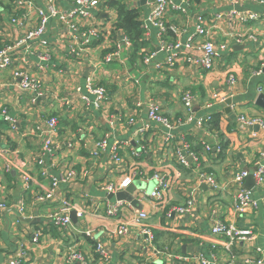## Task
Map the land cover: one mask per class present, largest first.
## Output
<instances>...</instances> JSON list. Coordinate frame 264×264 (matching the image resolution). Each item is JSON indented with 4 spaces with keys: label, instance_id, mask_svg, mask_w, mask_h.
I'll return each mask as SVG.
<instances>
[{
    "label": "crops",
    "instance_id": "0c3cea01",
    "mask_svg": "<svg viewBox=\"0 0 264 264\" xmlns=\"http://www.w3.org/2000/svg\"><path fill=\"white\" fill-rule=\"evenodd\" d=\"M29 1L38 7L45 6L43 0ZM110 1H103L93 10L95 22L76 23L75 30L56 21L50 23L42 39L46 45L41 41L36 45L50 53L48 63L39 62L35 54L24 48L13 54L15 66L27 70L40 82L41 96L21 91L12 73L0 69V111L6 108L14 125L11 128L0 113V201L7 207L24 203L23 215L10 208L0 213V264L13 258L21 247L25 250L23 264H65L67 248L72 246L83 255L86 264H200L196 260L198 255L208 264H225L231 258L240 264L264 262V178L257 182L252 175L254 163H264V128L242 127L237 121L238 116H258L264 121V109L255 105L256 88L264 84V70L262 76H254L264 61V19L241 27L227 20L216 22V26L212 23L215 13H227L232 7L259 11L262 9L257 4L259 0H191V18L177 12L167 16L169 23L185 30L183 40L193 34L195 15L201 14L206 19L218 53L209 72L183 65L184 61L171 70L157 71L146 66L143 58L148 53H157L154 62L164 59L154 29L142 30L136 46L130 44L119 60L105 64V55L125 36L116 30L115 20V30H110L107 36V22L112 12L116 15ZM140 1L133 6L146 14L148 10ZM73 2L57 0L56 5L68 9ZM14 3L0 0V49L37 24L34 10L25 20L27 9L15 8ZM10 17L18 25L11 24ZM91 30L97 32V37L89 35ZM238 35H244L241 43ZM83 38L88 39L87 46L73 45H79ZM76 47L81 49V57H76ZM229 72H234L236 77L233 87L225 84ZM87 80L103 87L110 97L99 109L80 101L82 93L77 88H83ZM185 91L192 95L195 117L210 114L211 122L202 127L186 123L181 102ZM227 101H230V113L224 111ZM150 102L157 103L170 122L179 123L170 131L173 138L169 142L165 141L169 130L148 120ZM105 115L111 118L118 139H127L132 146L142 149L141 159L131 161L123 156L121 165H112L107 153L91 156L95 143L108 132L109 127L103 121ZM51 116L58 119V132L55 148L45 158L48 175L58 179L70 169L76 172L86 169L88 174L84 179L57 186L51 199L39 200V195L50 187L48 180L38 173L36 161L47 131L45 121ZM130 118L134 120L132 125L128 124ZM138 128L145 130L141 134ZM251 133H256V137ZM183 145L190 152L187 167L176 161V151L187 152ZM9 164L15 166L6 171ZM18 167L31 178L28 188L23 186ZM243 170L252 179L247 181L246 177L241 187L251 193L255 207L235 212L232 207L239 187L233 184V174ZM133 171L141 173L134 180L137 188L131 194L136 207L125 201L117 217L105 218L104 205L108 200L102 189L104 177L107 175L108 181L116 182L123 173ZM156 171L168 174L171 179L164 204L145 202L138 196L139 192L153 187L147 178ZM209 177L213 178L214 186L208 182ZM189 201L192 207L188 211L173 213L174 207H185ZM63 202L70 204V214L75 213V221L70 217L71 226L67 229L55 225L50 218L63 212ZM137 209L148 214L143 224L152 231L153 244L145 241L139 226L130 223ZM218 221L251 230L253 239L229 242L228 238L213 235L211 229ZM123 223H129L128 233L123 237L113 236L112 229ZM87 232L92 235L88 236ZM34 236L37 242L32 241ZM97 242L109 254L107 262L96 254Z\"/></svg>",
    "mask_w": 264,
    "mask_h": 264
},
{
    "label": "built area",
    "instance_id": "2783aa9c",
    "mask_svg": "<svg viewBox=\"0 0 264 264\" xmlns=\"http://www.w3.org/2000/svg\"><path fill=\"white\" fill-rule=\"evenodd\" d=\"M15 3V8H25L27 13L25 15V20L28 19V13L31 10H34L37 15V24L36 27L29 29L26 33L17 39L14 43L6 45L0 49V69L7 70L12 73L13 77L18 80L17 86L21 91L28 92L34 95L41 96V84L36 78L22 68H18L14 64L13 54L18 51L20 48H24L27 51H30L32 54H35L38 57L39 62L48 63L50 61V53L47 50L42 51L36 47L37 41H41L44 45L46 42L42 39L45 38V33L50 25L55 21L60 25H67L71 29L75 30L77 24L84 22L89 24L95 22V17L92 12L95 9H98L103 1L108 0H74L68 9H60L56 5L57 0H43L45 3L44 7H38L34 5L29 0H13ZM139 0H121L129 9H137L139 13V18L141 20V28L145 32L151 31L154 29L156 31V37L159 42V50L164 52V59L160 62H154V59L157 53H148L143 58V63L146 66H153L154 70H171L178 64L180 61H184L183 65L192 66L199 71L209 72L215 66V61L218 57V53L215 49L214 43L210 35V26L208 25L206 19L201 15L197 14L192 20L193 25V34L183 40V34L185 30H180L169 23L166 18L170 13L177 12L187 18H191L190 12L192 7L191 0H146L144 8L148 10L146 14L138 7L133 6L134 2ZM222 2H229V0H220ZM232 6V2L230 3ZM259 6H262V9L251 10V9H239V8H230L227 13L218 12L214 14V19L212 23L215 24L218 21L227 20L230 23L236 24L238 26H243L248 23L257 22L261 19H264V0H259L257 2ZM141 8V7H140ZM101 12V11H100ZM110 20L107 22V36H110V30H112L114 20L116 21V15L112 12ZM8 21L13 25H18L14 17H10ZM77 23V24H76ZM213 27V26H212ZM115 28L111 31L113 32ZM89 35L97 37V32L91 30ZM124 36V35H123ZM238 43H241L244 35H238ZM248 38H253L248 36ZM47 39V38H46ZM75 46L85 47L88 45V39L83 38L82 42L78 44L73 43ZM115 45V49L109 52L104 57V63H111L113 60H119L121 54L125 49L130 47V43L127 38L124 36L122 40H119ZM76 47L75 51L76 57H81V49ZM224 49V46H221ZM180 65L179 67H181ZM39 69H42V66L39 65ZM264 70V61L261 64L260 69H258L254 76H262ZM236 77L234 72H229L227 75V80L225 82L226 86L233 87L236 85ZM78 91H81L80 101L86 105H92L95 109L101 108L106 104L110 97L108 96L106 90L103 87L93 84L92 81L87 80L85 85L77 88ZM257 95L264 94V84H260L256 88ZM191 93L188 91L182 92L181 102L186 111L187 118H185L186 123H194L197 127H202L205 123L212 121V116L207 114L206 117H195V114L192 111L191 105ZM62 102L65 105H69L66 99H62ZM206 108H210V105H207ZM4 121L11 125V128L14 129L12 116L9 114L6 108H3L0 111ZM147 117L148 120L152 123L162 125L169 132L166 134L165 141L169 142L173 136L171 135L172 130L176 129L179 126V123L170 122L167 118L162 115L160 106L155 102L148 103L147 106ZM104 123L109 127L106 135L98 142L95 143L93 150L91 152L92 157H97L101 153H107V159L112 165H121L124 162V157H128L131 161L141 159V148L134 147L130 144V141L127 139L120 140L117 138V133L114 131L113 122L110 117L107 115L104 116ZM238 123L242 127H254L258 126L264 128V121L261 117H245L238 116ZM134 120L130 118L128 124L132 125ZM45 124L47 126V131L42 137V149L39 159L36 161L38 167V173L43 178H46L50 183V187L39 195V200H48L53 197V191L59 185H67L75 179L81 178L84 179L88 171L86 169L76 172L75 170H68L62 177L56 179L48 175L45 169V158L52 153L54 150V139L57 136L58 132V119L54 116H51L46 119ZM145 128H138L139 133H143ZM252 137H256V133H251ZM71 147V144L68 145V148ZM185 151L178 150L176 151V161L178 164L187 167V155L190 153L186 147L183 145ZM207 150L210 149L209 146L205 147ZM219 149V147H216ZM14 164L6 165L5 170L9 171L11 167H14ZM17 168V167H16ZM19 168V167H18ZM254 171L252 173L253 177L257 182H260L264 178V163L256 161L254 163ZM21 179L23 186L28 188L31 178L27 173L23 172L21 168ZM140 172L133 171L130 173H123L121 179L116 182L108 181L107 175L102 181V189L106 194L115 195L118 192H122L131 186L134 183V180L140 176ZM139 175V176H138ZM248 171H241L233 174V184L238 185L239 190L235 195V203L233 204L232 209L235 212H244L248 207H255V202L251 197V193L242 189L243 180L248 177ZM149 181L153 183V187L149 191H142L138 193L139 199L144 200L145 202L150 201L155 204H164L167 200V196L170 191L171 179L168 174L162 172H153L148 178ZM208 182L214 186V180L212 177H209ZM125 201H105L104 205V214L105 218H114L120 213L123 209ZM192 207V202H187L185 207L177 206L173 208V213L182 214L188 211ZM12 209L15 213L23 215L24 213V203L23 201L19 202L17 205L7 207L4 201H0V213ZM62 211L60 214H54L50 218L54 221V224L60 226L64 229H67L71 226L70 219V204L63 202ZM78 216H81V213H76ZM148 219V214L145 210H135L133 217L130 221L131 224H136L140 227V233L144 236L145 241L148 244H153L154 235L152 231L143 224L144 221ZM129 223H123L117 225L112 229L111 234L116 237H123L128 233ZM211 232L213 235L222 236L228 238L229 242L234 240L246 242L253 239V234L251 230L247 229H238L237 227L227 224L226 222L218 221L214 227H212ZM88 236L92 235L90 232L86 233ZM33 242H37V237L32 238ZM230 245V243H229ZM229 247L228 244L224 245ZM95 252L100 257L103 262H107L109 259V254L104 250L103 245L100 242L95 244ZM258 252H260L258 250ZM25 257V250L21 247L15 256L9 261H6L3 264H23ZM196 260L200 264H208V261L203 258L201 255L196 257ZM65 264H86V260L83 255L76 250L75 247L67 248ZM225 264H240L235 262L232 258L229 259ZM247 264H264L262 260L250 261Z\"/></svg>",
    "mask_w": 264,
    "mask_h": 264
},
{
    "label": "trees",
    "instance_id": "16d2710c",
    "mask_svg": "<svg viewBox=\"0 0 264 264\" xmlns=\"http://www.w3.org/2000/svg\"><path fill=\"white\" fill-rule=\"evenodd\" d=\"M109 5L116 11V30H120L125 35L132 47L136 46L143 33L138 10L129 9L121 0H111ZM212 127L216 128V121L213 122Z\"/></svg>",
    "mask_w": 264,
    "mask_h": 264
},
{
    "label": "water",
    "instance_id": "95a60500",
    "mask_svg": "<svg viewBox=\"0 0 264 264\" xmlns=\"http://www.w3.org/2000/svg\"><path fill=\"white\" fill-rule=\"evenodd\" d=\"M146 3V0H141L140 1V4L142 6H144ZM229 104H230V101H227L226 102V109L224 110L225 113H230V109H229ZM255 105L258 106L259 108L261 109H264V95L263 94H260L257 96L256 98V101H255ZM252 176H248L247 178V181H250L252 178ZM137 188V186L135 184H132L131 186H129L127 189H125L124 191L122 192H118L116 193L115 195H112V194H106L105 195V198L110 201V202H114V201H126V202H129L131 203L132 206L136 207V201L133 200L131 198V194H133V192L135 191V189ZM149 191V190H148ZM70 217L73 221H75V213L72 212L70 214Z\"/></svg>",
    "mask_w": 264,
    "mask_h": 264
}]
</instances>
